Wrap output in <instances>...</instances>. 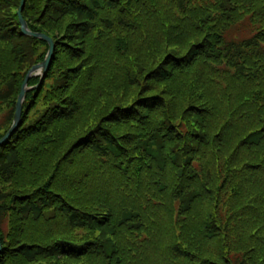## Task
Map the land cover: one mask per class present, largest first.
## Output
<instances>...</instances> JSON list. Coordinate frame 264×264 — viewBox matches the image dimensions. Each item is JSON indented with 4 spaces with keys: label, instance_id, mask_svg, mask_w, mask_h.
<instances>
[{
    "label": "trees",
    "instance_id": "1",
    "mask_svg": "<svg viewBox=\"0 0 264 264\" xmlns=\"http://www.w3.org/2000/svg\"><path fill=\"white\" fill-rule=\"evenodd\" d=\"M0 0V138L49 45ZM55 41L0 145V264H264V0H25Z\"/></svg>",
    "mask_w": 264,
    "mask_h": 264
},
{
    "label": "water",
    "instance_id": "2",
    "mask_svg": "<svg viewBox=\"0 0 264 264\" xmlns=\"http://www.w3.org/2000/svg\"><path fill=\"white\" fill-rule=\"evenodd\" d=\"M24 4H25V0H21V5L18 10V16H19V20L21 23L22 32L26 35H31L33 37L43 39L44 41L48 43L49 48L45 55V58L41 62H38L29 68L25 76V79L22 83L21 91L18 95V100L16 103V109H15L12 124L7 130V132L0 138V145L6 142L7 140H9V138L12 136V134L21 124V115H22L23 104H24V100L26 97V93L29 89L35 88L37 86V85H34L32 87L28 86V80L33 76H39L40 81L43 80L51 64L52 56H53L54 49H55V41L53 40L52 37H50L49 35L43 32H36L30 29L27 21L22 15ZM0 248H1V240H0Z\"/></svg>",
    "mask_w": 264,
    "mask_h": 264
},
{
    "label": "rangeland",
    "instance_id": "3",
    "mask_svg": "<svg viewBox=\"0 0 264 264\" xmlns=\"http://www.w3.org/2000/svg\"><path fill=\"white\" fill-rule=\"evenodd\" d=\"M17 100H18V98H17ZM16 103H17V101H16ZM15 109H16V107H15ZM5 112H6V104L0 105V122L3 119Z\"/></svg>",
    "mask_w": 264,
    "mask_h": 264
}]
</instances>
